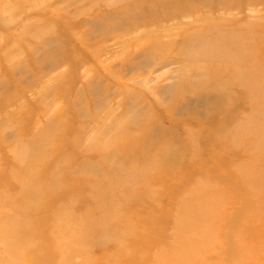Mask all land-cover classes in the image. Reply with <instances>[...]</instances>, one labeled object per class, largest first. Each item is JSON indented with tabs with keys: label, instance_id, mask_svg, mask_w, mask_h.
<instances>
[{
	"label": "rangeland",
	"instance_id": "374dc122",
	"mask_svg": "<svg viewBox=\"0 0 264 264\" xmlns=\"http://www.w3.org/2000/svg\"><path fill=\"white\" fill-rule=\"evenodd\" d=\"M0 264H264V0H0Z\"/></svg>",
	"mask_w": 264,
	"mask_h": 264
}]
</instances>
